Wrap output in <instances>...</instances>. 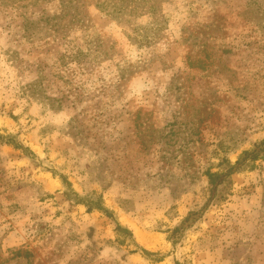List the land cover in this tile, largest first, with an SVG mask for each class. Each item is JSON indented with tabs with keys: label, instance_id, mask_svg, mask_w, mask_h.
I'll list each match as a JSON object with an SVG mask.
<instances>
[{
	"label": "rangeland",
	"instance_id": "rangeland-1",
	"mask_svg": "<svg viewBox=\"0 0 264 264\" xmlns=\"http://www.w3.org/2000/svg\"><path fill=\"white\" fill-rule=\"evenodd\" d=\"M0 264H264V0H0Z\"/></svg>",
	"mask_w": 264,
	"mask_h": 264
},
{
	"label": "trees",
	"instance_id": "trees-1",
	"mask_svg": "<svg viewBox=\"0 0 264 264\" xmlns=\"http://www.w3.org/2000/svg\"><path fill=\"white\" fill-rule=\"evenodd\" d=\"M62 5H63V8L64 9H66L69 6V4L67 2H62ZM255 156H253L252 158H254ZM238 163L240 164V162L238 161V162H236L235 165H237ZM228 166H229V170H232L235 167V166L229 165V163H228ZM229 173H230V171L228 172V174ZM221 177H222V175H217V174H210V175H208L209 184L212 185V186H214V185H216L218 183H221L222 182L221 179H220ZM63 182H65V181L63 180ZM97 208H99V207H97ZM88 210H90V207H88ZM115 229L118 230V229H120V227L119 226H116Z\"/></svg>",
	"mask_w": 264,
	"mask_h": 264
},
{
	"label": "bare ground",
	"instance_id": "bare-ground-1",
	"mask_svg": "<svg viewBox=\"0 0 264 264\" xmlns=\"http://www.w3.org/2000/svg\"><path fill=\"white\" fill-rule=\"evenodd\" d=\"M143 243H145V242H143ZM146 246H148V245H146Z\"/></svg>",
	"mask_w": 264,
	"mask_h": 264
}]
</instances>
